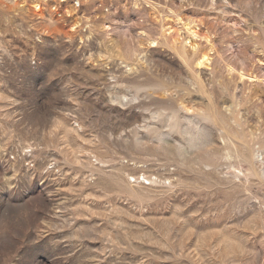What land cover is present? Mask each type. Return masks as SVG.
Returning a JSON list of instances; mask_svg holds the SVG:
<instances>
[{"label":"rangeland","instance_id":"1","mask_svg":"<svg viewBox=\"0 0 264 264\" xmlns=\"http://www.w3.org/2000/svg\"><path fill=\"white\" fill-rule=\"evenodd\" d=\"M34 3L0 0V264H264V177L154 138L211 107L264 170V0Z\"/></svg>","mask_w":264,"mask_h":264},{"label":"bare ground","instance_id":"2","mask_svg":"<svg viewBox=\"0 0 264 264\" xmlns=\"http://www.w3.org/2000/svg\"><path fill=\"white\" fill-rule=\"evenodd\" d=\"M45 1V0H42ZM64 1V0H61ZM34 3V10L39 12L41 10L40 4H38V0H35ZM76 27H73L71 30H74ZM106 29H110L109 26L105 27ZM109 34V33H108ZM142 34V33H140ZM151 46L155 44V40L149 39L148 42ZM196 58V66H200L206 63L209 60L208 54L205 52H197L194 55ZM130 70V67H128ZM172 94H168V98L163 102L164 106L162 108L168 109V111H150L149 110V117L151 118H158L161 120L166 119L167 124L169 125L170 129L176 128L178 129L180 125V120L178 118V104L173 105L178 98H173ZM122 97V99L120 98ZM125 95H114L112 98L117 100L118 103L122 104V100H124ZM132 98V97H131ZM134 99V98H133ZM132 99V100H133ZM156 98H151L148 103L138 102L139 106L144 107L146 105L154 104L157 102ZM134 101V100H133ZM164 101V100H162ZM222 106L225 105V109L231 113L232 108L231 104L228 101L222 98L221 102ZM143 109V108H142ZM147 110V109H146ZM201 112H197L196 116H189L184 115V118L193 124L192 128H186L183 130L184 140L181 139H174L177 143L173 140H169L167 137L169 136L168 132H156L154 138L157 140L156 142L162 144L174 143L175 148L178 152V155L181 156L183 159L190 155L193 149L197 147L204 146L208 142L210 145H215L216 150H218L215 159L218 158L217 162L222 163L224 160L225 163L228 164L233 170L238 171H248L249 173L258 174L264 177V170H256L254 163H253V156L250 149H247L245 146L244 141L237 142L238 132L235 128L230 124V121H234L232 117L226 118L225 116H220L214 111L211 107L206 108H199ZM145 112V110H144ZM141 116H144L141 114ZM146 117V116H145ZM212 139V137H214ZM137 137V136H136ZM172 137V136H171ZM142 139V138H140ZM139 138H135V143L140 142ZM185 141V142H184ZM143 143V142H141ZM202 146V147H203ZM210 150V149H209ZM219 164H215L214 161L212 162H203L202 166L211 167V169H216ZM245 166V167H244ZM245 172V171H244ZM233 175H236L233 172ZM246 176V174L244 173ZM147 184V183H146Z\"/></svg>","mask_w":264,"mask_h":264}]
</instances>
